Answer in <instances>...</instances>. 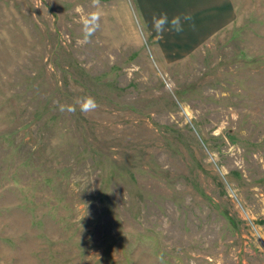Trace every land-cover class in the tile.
Returning <instances> with one entry per match:
<instances>
[{"label":"rangeland","instance_id":"374dc122","mask_svg":"<svg viewBox=\"0 0 264 264\" xmlns=\"http://www.w3.org/2000/svg\"><path fill=\"white\" fill-rule=\"evenodd\" d=\"M232 1L0 0V264H264V0Z\"/></svg>","mask_w":264,"mask_h":264},{"label":"clouds","instance_id":"9594fccd","mask_svg":"<svg viewBox=\"0 0 264 264\" xmlns=\"http://www.w3.org/2000/svg\"><path fill=\"white\" fill-rule=\"evenodd\" d=\"M192 16L191 14H183L172 17L169 19L166 13H162L158 16H154L152 19V30L156 35L163 39L166 33L174 32L180 34L184 31L185 24H188L190 27H194V24H191ZM75 104L79 107L80 111L84 114L91 113L98 108V103L95 98L91 96H84L78 98L75 101ZM61 111H63V106H61Z\"/></svg>","mask_w":264,"mask_h":264},{"label":"crops","instance_id":"0c3cea01","mask_svg":"<svg viewBox=\"0 0 264 264\" xmlns=\"http://www.w3.org/2000/svg\"><path fill=\"white\" fill-rule=\"evenodd\" d=\"M167 2H196L198 5L200 2H223V6L219 4V12L215 13V16L210 19L211 22L220 23L222 20L225 21L226 18H229L231 16L232 11V0H165ZM199 2V3H197ZM223 7V8H222ZM216 9H213L214 12ZM210 17V16H209Z\"/></svg>","mask_w":264,"mask_h":264}]
</instances>
